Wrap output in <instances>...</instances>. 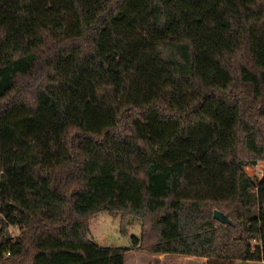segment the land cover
<instances>
[{"label": "trees", "instance_id": "16d2710c", "mask_svg": "<svg viewBox=\"0 0 264 264\" xmlns=\"http://www.w3.org/2000/svg\"><path fill=\"white\" fill-rule=\"evenodd\" d=\"M260 162L264 0H0V264H264Z\"/></svg>", "mask_w": 264, "mask_h": 264}, {"label": "rangeland", "instance_id": "374dc122", "mask_svg": "<svg viewBox=\"0 0 264 264\" xmlns=\"http://www.w3.org/2000/svg\"><path fill=\"white\" fill-rule=\"evenodd\" d=\"M247 173L254 178H261L264 172V163L246 167ZM122 214L102 212L97 214L90 223V237L101 246L108 247H130L132 237L140 236L142 232V221L131 219L128 222L126 232H123ZM260 264V263H248Z\"/></svg>", "mask_w": 264, "mask_h": 264}, {"label": "crops", "instance_id": "0c3cea01", "mask_svg": "<svg viewBox=\"0 0 264 264\" xmlns=\"http://www.w3.org/2000/svg\"><path fill=\"white\" fill-rule=\"evenodd\" d=\"M175 260H177V264H207L208 259L189 256H178L176 258H171L169 256L162 255L160 257H155V260L150 262L151 264H171Z\"/></svg>", "mask_w": 264, "mask_h": 264}, {"label": "water", "instance_id": "95a60500", "mask_svg": "<svg viewBox=\"0 0 264 264\" xmlns=\"http://www.w3.org/2000/svg\"><path fill=\"white\" fill-rule=\"evenodd\" d=\"M214 217L222 223L228 224L232 221L220 210H215ZM236 264H247V262L239 261Z\"/></svg>", "mask_w": 264, "mask_h": 264}, {"label": "built area", "instance_id": "2783aa9c", "mask_svg": "<svg viewBox=\"0 0 264 264\" xmlns=\"http://www.w3.org/2000/svg\"><path fill=\"white\" fill-rule=\"evenodd\" d=\"M2 217L5 219L4 216H2ZM9 231H10V234H11L12 238L15 240L17 238V235L20 233V227L19 226L10 225L9 226ZM8 254L10 255V252H8Z\"/></svg>", "mask_w": 264, "mask_h": 264}]
</instances>
